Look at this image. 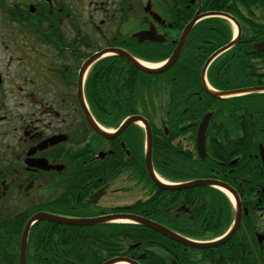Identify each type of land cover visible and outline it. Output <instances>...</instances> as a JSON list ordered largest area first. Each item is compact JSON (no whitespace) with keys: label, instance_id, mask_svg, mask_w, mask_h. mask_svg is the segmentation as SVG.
Returning a JSON list of instances; mask_svg holds the SVG:
<instances>
[{"label":"flooded vegetation","instance_id":"obj_1","mask_svg":"<svg viewBox=\"0 0 264 264\" xmlns=\"http://www.w3.org/2000/svg\"><path fill=\"white\" fill-rule=\"evenodd\" d=\"M76 1L7 0L5 3L0 0V264H20L22 259L24 264H31L34 256L39 254V248L49 246V221L33 220L38 215L78 219L129 214L159 224L192 243L210 244L229 230L235 210L223 233L211 237V207L206 199L199 200L198 189L210 192L211 188H216L211 185L165 188L197 180L219 181L234 190L240 202L239 227L224 244L201 250L191 249L157 233L160 238L147 239L145 244L156 253L159 264H264L262 190L255 193L256 202H251L250 213L247 198L241 197L222 180L211 176L165 179L154 168L151 131V169L156 179L153 181L145 160L144 129L129 125L118 132V126L109 127L106 133L110 136L103 137L89 126L81 99L87 101L85 84L100 59L82 73L83 64L106 48L128 51L123 35L131 36L132 33H118L113 16L104 15L96 23L94 15L86 17L82 14L84 0ZM205 1L188 0L186 8L190 11L180 14L178 10V18L181 21L188 16L191 18L172 34L169 29L173 26L165 10L157 26L168 30L158 32L165 39L163 43L170 42L174 49L184 27L196 14L200 17L193 27L202 20L215 18L205 16L211 12L202 10ZM239 27L235 44L242 32L240 24ZM210 63L204 73V64L202 67L204 88ZM133 115L148 122L140 114ZM199 124L195 144H188L194 158H200L196 149ZM161 130L165 135L169 134L165 126ZM182 130L185 131V127L177 128L175 139L181 151L186 140L181 135ZM139 135L143 151L137 158L132 146L139 140ZM188 147L185 144L184 149ZM205 151L207 158L206 131ZM236 162L234 159L229 165ZM172 190L175 201L169 199L164 209L154 206L159 199L164 203L168 199L166 193ZM115 194L126 196L127 200L111 197ZM107 196L111 197L109 202H102ZM168 209H171L169 217L176 230L161 222L164 210ZM153 215L159 221H155ZM244 217H247L245 224ZM133 225L144 227L138 223ZM132 246L136 247L137 243ZM131 247L126 258L138 264H154L147 260L145 252Z\"/></svg>","mask_w":264,"mask_h":264},{"label":"trees","instance_id":"obj_2","mask_svg":"<svg viewBox=\"0 0 264 264\" xmlns=\"http://www.w3.org/2000/svg\"><path fill=\"white\" fill-rule=\"evenodd\" d=\"M187 4L188 0H169L167 13L173 26L169 33L181 29L191 18L182 21L178 18V10L180 14L190 11ZM201 8L233 16L242 30L238 43L210 63L206 72L208 84L217 91L264 87V52L253 47L264 38L261 21L264 0H206ZM231 36L225 20L207 18L192 28L179 59L163 72L144 73L118 56H109L101 59L88 75L85 91L91 113L104 127H117L133 114L147 118L154 141V168L165 179L211 176L222 180L247 198L251 213L255 193L264 190V170L259 157V147L264 148V92L212 98L201 80L206 58L227 44ZM124 38L128 52L147 62L163 61L173 50L170 42L138 43L127 34ZM205 114L209 116L208 157L201 160L193 157L188 144H195V131ZM163 126L168 135L161 130ZM178 127H185L181 131L186 138L183 151L175 144ZM140 138L141 135L132 146L137 158L143 151ZM185 144L188 149H184ZM234 159L237 162L229 165ZM198 191L199 200L206 199L211 207V237L223 233L233 217L230 202L218 190ZM166 195L164 203L159 199L154 206L164 209L169 199L175 201L174 191ZM171 209L164 210L161 222L176 230L169 217ZM151 217L155 219L156 215ZM246 221L244 217V224ZM154 238H160L159 234L133 224L76 227L49 222V246L39 248L31 264H101L115 256H129L133 243H137L131 247L133 250L145 252L150 263L159 264L156 253L145 244V240Z\"/></svg>","mask_w":264,"mask_h":264},{"label":"water","instance_id":"obj_3","mask_svg":"<svg viewBox=\"0 0 264 264\" xmlns=\"http://www.w3.org/2000/svg\"><path fill=\"white\" fill-rule=\"evenodd\" d=\"M50 1V0H49ZM144 11L145 12H150L151 18L156 22V23H160L161 22V18L155 13V12H151L150 11V4L147 3V5L144 7ZM198 13V12H197ZM207 15H221L231 21H233L235 24L236 22L234 21V19L230 16H228L227 14H223V13H208L205 14V16ZM200 16H198L197 14L192 18V20L184 27L182 34L180 36L179 42L177 43L176 47L173 49L171 55L169 56V58L166 60V62L162 65H160V67L157 68H149L148 66H144L139 60H137L135 57H133L132 55H130L128 52H125L121 49H117V48H106L101 50L100 52L92 55L89 59L86 60V62L83 64L82 67V73L87 69V67L92 64L93 62H95L96 60L106 56V55H117L121 58H123L124 60H126L129 64H131L134 68H136L137 70L143 71L145 73H150V74H158L160 72H163L164 70L168 69L169 67H171L173 65V63L177 60L180 51L182 49L183 43L185 41V39L187 38L191 28L193 27V25L195 24V22L199 19ZM139 43H142L144 41H149V42H155V43H163L164 42V37L160 34L157 33V30L155 28V26L153 24H150L148 29L145 30H140L135 32L132 35ZM235 44V41L230 42L228 45L224 46L223 48L219 49L218 51H216L212 56H210L208 58V60L206 61L204 68H203V73L205 72L206 67L208 66V64L220 53H222L223 51L227 50L228 48H230L232 45ZM254 47L257 51H264V40L258 43L254 44ZM205 88L207 90V92L213 96V97H218V98H225V97H230L233 95H239V94H247V93H252V92H261L264 91V87H256V88H250V89H243V90H236V91H230V92H216L213 89H211L210 86L207 85V83L205 82ZM81 103L84 105V109H85V116H86V120L87 123L89 124V126L93 129V131H95L96 133H98L99 135L103 136V137H108L110 136L109 134H107L105 131H103L101 129L100 126H98L95 121L93 120V118L91 117V115L89 114V112L87 111V109L85 108V104L83 99H81ZM140 122L141 124L144 125L145 127V134H146V156H145V160H146V164H147V171H148V175L150 177L151 180L155 181V176L153 175L152 169H151V156H150V152H151V146H152V138H151V132H150V128L149 125L147 124V122L145 120H143L141 117L139 116H131L129 118H127L118 128V132H121L125 127H127L129 124L132 123H137ZM207 123H208V116L205 115L202 119V121L200 122L199 126H198V130H197V134H196V149H197V153L199 155V157L201 159H204L206 156V151H205V131H206V127H207ZM260 157L262 160V164L264 167V150L261 148L260 149ZM163 185V184H162ZM201 185H211L215 188H221L227 192H229L236 203V213H235V218L233 221V224L231 226V228L229 229V231L225 234L224 237H222L220 240H217L214 243H210V244H197V243H192L191 241L185 240L182 237H180L178 234H176L175 232L159 225L156 224L154 222H151L149 220L146 219H141L137 216H132L129 214H121V213H117V214H111V215H107V216H100V217H93V218H67V217H61V216H55V215H38L35 218H33V220H47L49 222H54V223H59V224H65V225H71V226H97L100 224H104V223H108V222H115L118 220H128L129 222L132 223H138L141 225H144L145 227L154 230L162 235H165L169 238H171L172 240H175L187 247L190 248H195V249H203V248H210L211 246H216V245H220L225 243L226 241H228L236 232V230L239 227L240 221H241V211H240V205L238 202V197L236 195V193L229 188L228 186H226L225 184L219 182V181H215V180H211V181H201V180H197V181H193L191 183L188 184H184L182 186H177V187H171V186H165L166 189H175V188H181V187H189V186H201ZM24 246L22 245V248ZM119 263H124V264H138L135 261L126 258V257H114L111 258L107 261H105L102 264H119ZM20 264H24V259L21 260Z\"/></svg>","mask_w":264,"mask_h":264},{"label":"rangeland","instance_id":"obj_4","mask_svg":"<svg viewBox=\"0 0 264 264\" xmlns=\"http://www.w3.org/2000/svg\"><path fill=\"white\" fill-rule=\"evenodd\" d=\"M3 1L5 3L7 2V0ZM72 1L77 3L76 0ZM147 3H150L151 11L155 12L161 18L164 17L163 14L165 10L166 13L168 11L169 0H84L82 14L86 17L94 15L93 20H95L96 23L100 18H103L104 15L113 16L118 33H133L137 30L147 28L149 23H153L159 33L168 32V30L157 27L156 22L151 16L144 12L143 8ZM1 15L0 10V19ZM111 197H119L118 199L123 201L127 200L126 196L123 198L120 194H115ZM111 197L107 196V198H103L102 202H109Z\"/></svg>","mask_w":264,"mask_h":264},{"label":"bare ground","instance_id":"obj_5","mask_svg":"<svg viewBox=\"0 0 264 264\" xmlns=\"http://www.w3.org/2000/svg\"><path fill=\"white\" fill-rule=\"evenodd\" d=\"M141 63L144 65V66H148L149 68H157V66H159L160 64H155V63H147V62H144V61H141ZM231 198V197H230ZM116 222H121V223H129L128 220H118ZM119 264H124V263H119Z\"/></svg>","mask_w":264,"mask_h":264}]
</instances>
